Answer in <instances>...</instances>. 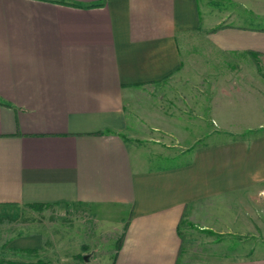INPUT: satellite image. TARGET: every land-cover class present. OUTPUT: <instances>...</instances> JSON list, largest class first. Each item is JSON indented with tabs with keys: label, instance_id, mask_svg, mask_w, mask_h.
<instances>
[{
	"label": "crops",
	"instance_id": "obj_1",
	"mask_svg": "<svg viewBox=\"0 0 264 264\" xmlns=\"http://www.w3.org/2000/svg\"><path fill=\"white\" fill-rule=\"evenodd\" d=\"M204 26L196 0H0V223L65 207L119 235L109 264H264V28ZM193 37L240 65L196 71L176 102ZM172 148L184 161L159 166ZM25 223L0 264H55Z\"/></svg>",
	"mask_w": 264,
	"mask_h": 264
},
{
	"label": "rangeland",
	"instance_id": "obj_2",
	"mask_svg": "<svg viewBox=\"0 0 264 264\" xmlns=\"http://www.w3.org/2000/svg\"><path fill=\"white\" fill-rule=\"evenodd\" d=\"M198 3L200 17L203 19V24H208L207 28L216 27L218 23H230L232 25L250 27V28H264V0H196ZM204 26V27H205ZM206 28V27H205ZM185 44V45H184ZM182 53L185 56V66L186 69H191L193 73L190 74V81L183 78L177 79V82L167 90V94L170 98L179 99L183 96L184 91L188 93L199 92L197 86L201 80V75L199 73L200 69H222L230 68L240 65L236 58L224 59L219 56L211 48L208 42H205L203 37H193L189 39L186 43H182ZM186 89V90H185ZM175 105V104H173ZM178 108V106H176ZM176 108V109H177ZM247 123H237L234 125L236 130H241L246 128ZM212 123H208V129H212ZM249 134V133H247ZM166 140V139H165ZM171 144H174V139H167ZM227 141L230 140L227 134H214L203 142L214 143L215 141ZM161 146V145H160ZM181 150L178 148H172L169 150L162 149L159 155V166H166L168 164H178L184 161L186 154H181ZM39 210H44V207L37 208ZM67 209L65 207H50L46 208L41 213L33 215L32 218H21L15 223L8 225L4 222L0 223V243L7 238L8 234L12 232V229H18L20 226H25V221L31 222L33 230H43L48 237L53 238L54 241V260L53 263H58L59 259L64 260V258L72 257L76 252V249L80 244H86L90 249V253L93 256L88 260V255H85L83 264H109L110 260L114 259V253L119 246V235L110 234L103 235L97 233V227L88 221L86 217L74 218L65 214L64 211ZM9 227V228H8ZM14 231V230H13ZM93 235H90L92 234ZM194 237L199 236V233L194 232ZM188 237V234H187ZM203 239L211 241V237L203 236ZM96 238V248L93 247L94 240ZM198 238V237H197ZM106 240V242H105ZM5 241V240H4ZM252 243L256 244L257 251L256 255L258 258L264 257V235H257L253 238ZM1 245V244H0ZM195 249L196 246L193 245ZM212 249V248H209ZM212 250H205L203 254H207L209 257L205 261L195 260L191 261V264H213L216 260L211 258ZM196 250H193L195 253ZM87 259V260H86ZM66 262V263H65ZM62 263V262H61ZM70 260H64L63 264H71Z\"/></svg>",
	"mask_w": 264,
	"mask_h": 264
},
{
	"label": "trees",
	"instance_id": "obj_3",
	"mask_svg": "<svg viewBox=\"0 0 264 264\" xmlns=\"http://www.w3.org/2000/svg\"><path fill=\"white\" fill-rule=\"evenodd\" d=\"M37 208H40V207H37Z\"/></svg>",
	"mask_w": 264,
	"mask_h": 264
}]
</instances>
